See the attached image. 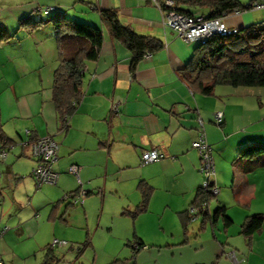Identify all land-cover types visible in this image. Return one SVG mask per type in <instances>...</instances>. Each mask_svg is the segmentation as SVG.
<instances>
[{
  "label": "crops",
  "instance_id": "0c3cea01",
  "mask_svg": "<svg viewBox=\"0 0 264 264\" xmlns=\"http://www.w3.org/2000/svg\"><path fill=\"white\" fill-rule=\"evenodd\" d=\"M51 6L53 11L46 14L36 12ZM95 8L115 9L124 24L139 35L158 39L161 48L144 55L130 72V54L108 37ZM60 13L102 31L97 58L85 62L81 69L82 97L64 126L51 100L57 64L52 30L18 27L20 20ZM163 13L152 0H0V25L12 33V38L0 44V146L4 140L10 146L0 158V217L4 214L9 226L0 237L2 264H12V257H17L13 249L21 240L35 239L41 220H55L62 206L65 214L67 202L58 201L64 192L80 187L85 196L98 194L95 200L101 210L106 202L116 200L121 202L116 207L122 212L139 203V183L151 189L145 210L133 218L119 213L133 222V230L142 219H173L179 223L178 230L187 220V230L191 226L197 236L203 234L211 241L205 259L177 262L264 264V219L249 243L239 233L246 215L264 214V151L250 158L238 155L243 146L264 143V86L220 85L207 96L186 85L179 71L196 45L165 27ZM254 20L249 10L227 15L223 23L239 29ZM22 43L26 48H17ZM216 111L222 113L218 124L213 120ZM200 129L213 162L215 208L224 206L232 221L226 228L220 217L201 224L199 216L190 222L191 213L185 214L201 183L198 153L191 146ZM45 135L58 145L50 167L57 180L33 191L29 172L35 160L29 144ZM149 150L160 156L142 164L140 154ZM70 164L77 166V177L67 171ZM226 176L231 179L230 190L223 192L228 186ZM89 200L82 199L83 213ZM210 206L206 208L209 214ZM144 230L168 228L150 224ZM44 246L27 244L23 254L27 258L33 255L34 262L39 256L40 264ZM224 251H233L234 259L224 257Z\"/></svg>",
  "mask_w": 264,
  "mask_h": 264
},
{
  "label": "trees",
  "instance_id": "16d2710c",
  "mask_svg": "<svg viewBox=\"0 0 264 264\" xmlns=\"http://www.w3.org/2000/svg\"><path fill=\"white\" fill-rule=\"evenodd\" d=\"M164 1L152 0L157 8L164 11L163 24L168 28L170 27L166 25L165 20L166 14L170 12L192 19L198 18L201 22L217 20L223 23V18L234 12L264 7L263 4L256 0H250L247 3H240L237 0H170L171 4L169 6H165ZM53 9V6H51V9L49 7L37 8L36 12L46 14L53 11ZM95 11L108 37L119 43L130 54V72L133 71L144 55L161 48L162 43L158 39L147 35H139L124 24L119 19L115 9L95 8ZM44 22H48L52 26V37L57 48V64L52 73L51 100L58 120L64 126L65 120L73 113L82 97L81 69L85 62L94 61L97 58L102 44V31L98 26L75 21L61 13L48 15L45 19L29 18L20 20L18 27L25 26L28 31H32L40 27ZM227 28L228 33H211L202 42H194L196 45L194 53L184 68L179 71L186 85L196 88L201 94L212 95L214 88L220 85L232 87L264 86V18L253 21L249 25L234 31H232L233 28L228 26ZM170 30L172 29L170 28ZM10 37H12V33H8L0 25V44ZM7 142L4 140V145H7ZM4 145H1L0 148ZM262 151H264V143L254 142L240 148L238 155L250 158ZM141 154L140 162L142 164L150 163L143 162ZM158 155L160 156V154ZM40 186L36 187L35 190L39 189ZM139 186L141 193L139 203L132 210L123 209L121 214L133 218L145 210L151 189L143 183H139ZM213 187L214 185L211 181L207 188H202L200 183L185 214L191 213L189 218L187 217L188 219L196 215L199 216L201 224L205 220L214 221L220 217L222 226L224 228L229 227L232 221L225 214L224 206H217L211 214L206 211L211 198H215L217 193V190L216 192L211 191ZM86 194V191L77 187L74 191L64 192L58 201H65L69 206H78L81 205L82 199ZM263 219L264 214L252 213L246 215L239 224V233L248 243L252 238V234L261 230ZM186 227L187 220L182 223L184 234ZM55 240V243L51 241L50 244H46L43 247L44 255L40 264H53L61 259L59 255L54 254L53 249L66 245V242ZM85 246H90L89 240L85 241ZM133 246L132 249L134 250L146 248L142 241H135ZM119 263L120 261L115 260L111 264Z\"/></svg>",
  "mask_w": 264,
  "mask_h": 264
},
{
  "label": "rangeland",
  "instance_id": "374dc122",
  "mask_svg": "<svg viewBox=\"0 0 264 264\" xmlns=\"http://www.w3.org/2000/svg\"><path fill=\"white\" fill-rule=\"evenodd\" d=\"M237 1L247 3L250 0ZM256 1L264 5V0ZM250 11L253 19H255L254 21L264 18L263 7ZM46 26L39 27V30H52L50 23H47ZM17 48H26V44L22 43ZM226 179L225 183H228V186L223 189V192L230 190L229 183L231 179L228 176H226ZM83 198H90L85 213L82 212L80 205H65V214L61 212L62 206L58 212V218L53 221H42L40 217L38 219L39 221L41 220L39 230L35 239L21 240L20 245L13 247V255H17V257L13 256L11 263L38 264L40 262L39 256L36 257L37 260L34 262L33 255L27 258L23 254L25 246L29 244L32 247L36 242L42 245L50 244L54 238L65 241L66 245L54 248V251L60 252L59 257L61 259L53 264H111L115 260L120 261L119 264H183L182 262H177V260L195 263V261L207 257V245L211 244V241L203 234L197 236L198 232L191 226L188 227V230L186 227V235V232L185 234L183 233L184 230H178V222L176 225L173 219H159L158 217V219L137 221V230H133V222L119 214L121 211L116 206L121 202L111 200L106 202L104 210H101L100 204L95 200L98 198V194L87 195ZM210 201V213H212L215 209L216 201L214 197ZM1 212L0 207V214ZM61 215H64L63 218H61ZM4 217V214L0 217V228L7 227V230H9L8 224L4 223L7 218ZM64 220L66 221L65 223H63ZM192 221L190 219V222ZM150 224L153 227L160 224L168 228V230H144ZM138 239H141L146 249H132L134 242L138 241ZM86 240H89L90 246H85ZM21 242L23 243L21 244ZM228 252L230 251L222 252L224 257L228 258L226 256Z\"/></svg>",
  "mask_w": 264,
  "mask_h": 264
},
{
  "label": "built area",
  "instance_id": "2783aa9c",
  "mask_svg": "<svg viewBox=\"0 0 264 264\" xmlns=\"http://www.w3.org/2000/svg\"><path fill=\"white\" fill-rule=\"evenodd\" d=\"M165 6L171 4L170 0L164 1ZM51 9V7H49ZM45 11V10H44ZM165 23L169 26L178 37L188 43L202 42L203 39L211 33L225 34L228 33L227 26L217 20L201 22L200 19H192L181 14L170 12L166 14ZM236 30L233 28L232 31ZM214 122L219 123L221 113L216 112L213 114ZM198 125L201 128V122L197 120ZM191 146L196 149L199 162L197 170L202 176L201 186L207 188L211 181L213 171V163L210 148L207 145L203 132L200 129L198 137L191 143ZM10 146H2L0 148V158L4 156L5 148ZM57 144L49 136H38L29 144V152L35 163L31 168L29 175L33 181L34 187H38L41 184H55L57 180V174L51 170V163L55 160L57 152ZM159 157L155 150L143 151L141 159L143 162H151ZM67 171L77 177L78 168L76 165H69ZM212 192H216L213 187ZM6 227L0 228V237L6 231ZM56 240H52L55 243ZM229 259H234L233 251L226 254ZM0 264H2L0 259Z\"/></svg>",
  "mask_w": 264,
  "mask_h": 264
},
{
  "label": "water",
  "instance_id": "95a60500",
  "mask_svg": "<svg viewBox=\"0 0 264 264\" xmlns=\"http://www.w3.org/2000/svg\"><path fill=\"white\" fill-rule=\"evenodd\" d=\"M236 29H238V28H236Z\"/></svg>",
  "mask_w": 264,
  "mask_h": 264
}]
</instances>
